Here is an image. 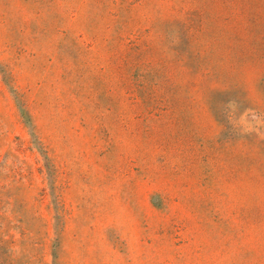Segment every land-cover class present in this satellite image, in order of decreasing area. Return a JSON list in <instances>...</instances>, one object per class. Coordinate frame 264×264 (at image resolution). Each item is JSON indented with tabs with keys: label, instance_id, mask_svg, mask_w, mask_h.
I'll return each mask as SVG.
<instances>
[{
	"label": "rangeland",
	"instance_id": "rangeland-1",
	"mask_svg": "<svg viewBox=\"0 0 264 264\" xmlns=\"http://www.w3.org/2000/svg\"><path fill=\"white\" fill-rule=\"evenodd\" d=\"M0 264H264V0H0Z\"/></svg>",
	"mask_w": 264,
	"mask_h": 264
}]
</instances>
